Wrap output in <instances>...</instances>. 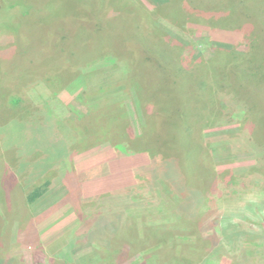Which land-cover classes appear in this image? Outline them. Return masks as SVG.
<instances>
[{
	"label": "rangeland",
	"instance_id": "1",
	"mask_svg": "<svg viewBox=\"0 0 264 264\" xmlns=\"http://www.w3.org/2000/svg\"><path fill=\"white\" fill-rule=\"evenodd\" d=\"M58 1L68 9L61 10L68 13L64 14L63 20L68 17L71 19L73 15L69 14L70 11H90L87 7L91 4L89 0ZM55 3L52 0H0V88L5 89L3 93L6 92L9 96L23 97L27 101L25 103L20 100V105H13V116L15 113V117L23 118L31 114V105L38 104L34 97L43 94L42 100L45 99L56 119L63 126L74 127V121L81 120L85 113H96V103L92 101V111H87L84 103L91 100L93 95H98V91L104 90L111 100L116 98L118 101L120 111L114 112V116L121 119V127L122 124L128 127V142L125 143L128 147L122 153L114 150L110 142L98 145L86 143L83 147L73 149L68 147L63 155L68 157L67 167L69 165L72 175L67 170L64 175L62 172L60 181L31 206L29 214L19 216L15 223L8 219L12 223L6 232L7 215L0 214L1 234L7 233L3 248L0 249V264H134L141 259L142 251L149 253L148 264L156 263L154 258H158V255L155 254L151 259L156 239L152 243L149 241L152 245L148 246H153L149 252L147 245L129 246V233L131 229H136L139 234L148 235L173 224L176 225V230L179 229L180 216L176 210V199H150L144 192L133 194L131 201L128 200L129 197L104 201L90 199L93 195L131 185L134 180L133 170L150 162L148 154L140 150L142 146L137 147L132 141L141 133L143 125H150L152 141L155 133L163 129L165 114L162 113V106L165 105L166 108L167 101L164 96L158 95L156 86L158 78L164 76L162 70L156 67L163 64L178 77L179 82L180 78H188L189 81L181 82L185 92L190 90L187 89L190 86L194 92L201 89V81L205 84V92L196 95L198 102H191L188 109L193 116L191 119L189 114V119L192 123L195 122L193 139L201 141L197 162L207 169L210 184L215 182L216 190L222 191L221 198H212L210 219L217 218L221 226L228 223L242 225L262 235L264 15H259V10L263 8L261 11L264 13V0H245L242 7L233 6L232 0H105L99 8L92 5L101 12L107 9L112 17L110 21H105L116 26L113 29L116 32L107 41V46L113 51L107 58L113 63L102 65L104 67L110 64L111 68L107 72L98 71L99 74L92 80L82 78L80 83L63 85V90L57 96L50 86L39 80L59 71L69 70L73 73L78 69V61L67 66V56L61 59L42 56L39 60L33 53L43 42H17V37L23 31H34L35 35L38 25L42 28L48 24L42 18L56 15L55 12L60 9ZM111 3L115 11L111 9ZM231 6L233 8L229 10L227 7ZM102 7L104 8L101 9ZM112 13H116L115 16ZM113 16L118 19L114 20ZM137 17L150 29L146 28V31L143 27H138ZM30 22L36 24L30 29H24ZM127 22L130 25L129 31L125 29ZM146 34H150L153 40H145ZM47 37L48 35L46 39ZM44 45L46 52H52V47L47 48L48 42L44 41ZM82 46L72 45L73 56ZM90 53L93 54V51ZM94 56H86V62H89L87 68L92 62L102 60L101 56L99 59ZM148 59L146 65L150 66L143 69V76L153 83L154 90L144 103H139L132 87L133 82H130V68L133 65L138 67ZM122 61L128 64L127 73H122L113 66ZM80 73L77 74L78 77H81ZM249 76L252 77L247 78ZM139 79L144 81L140 77ZM101 87L103 89L98 90ZM77 96H80L79 100H76ZM28 101L31 102L30 105ZM10 122L13 124H4L1 130L0 169L5 166V156L11 153L10 145L13 140L19 144L17 147L21 155L34 149L36 144L38 147L40 145V140L34 137L27 143L28 135L19 126L23 122ZM245 135H248L253 145L246 147L238 143ZM44 144L48 146V152H45L47 159L39 162L41 153L33 156V161L37 159L38 167L59 165L58 160L61 165L65 164V160L57 159L49 149V142ZM250 147L256 151L250 150ZM16 153L12 158L16 157ZM7 163L9 164L8 160ZM238 168L243 171L234 172ZM58 170L59 166H55L40 179L35 178L34 183L38 184L44 178L56 179ZM63 177H66L65 181ZM29 181L26 182L27 185L24 184L27 188L24 192L33 188V185H28ZM232 181L236 183L230 184ZM233 185L237 188L231 189ZM7 186L8 195L12 191L11 186ZM208 187L205 186L206 189ZM10 203L5 208H8L7 214L12 217L15 208L11 209ZM117 207L121 208L116 210ZM107 211H110L108 219L115 218L118 222V235L110 242L113 246L124 243V248L117 257H108L111 248L104 246L100 239L96 238L93 244L86 241V235L81 230V224L91 214ZM23 216L26 217L22 219ZM209 222L208 220L204 225L197 226L196 230L208 237L212 232V228H207ZM246 245L250 246L249 243ZM216 264H232V260L220 256ZM245 264H264V257L252 258L245 261Z\"/></svg>",
	"mask_w": 264,
	"mask_h": 264
},
{
	"label": "trees",
	"instance_id": "2",
	"mask_svg": "<svg viewBox=\"0 0 264 264\" xmlns=\"http://www.w3.org/2000/svg\"><path fill=\"white\" fill-rule=\"evenodd\" d=\"M52 1L56 2L55 5L60 9L55 12L56 15H48L47 18H42L45 22L48 21V24L46 23V26L42 28L38 25L35 35H33L34 31H23L20 33L21 35L17 37V42L22 41L26 43V41L29 42L31 40L43 42L42 44L40 43L41 45L37 46L33 53V56L35 55L39 60L42 56L47 59L54 57L61 59L63 56H67V66L78 61V69L73 73L69 70L66 72L59 71L52 76H44L43 80L39 78L41 79L39 81L50 86V89H52L57 96L59 92L63 90V85L80 83L82 78L92 80L94 76L99 74L102 70L103 72H107V70L111 68L110 64L104 67L102 65L105 63H113L110 61V58H107V56L113 53L110 46H107V41L109 38L111 39L116 32L113 31V29H116V26L113 25L112 22L108 23L112 16H110V12L107 9L104 10V7H102V12L98 11L99 5L103 4L105 0H89L91 4L87 5V7L90 11H70L69 14L73 16H71V19H68V17L64 20V14H68L66 12L68 9L60 1ZM109 1L113 2V0ZM244 2L245 0H232L233 6L237 7H239V5L242 7ZM92 5L98 8H93ZM233 6L227 8L230 10ZM110 7L111 9L113 8L112 3ZM246 7L247 6H245V8ZM261 9L259 10V15L263 16L264 13ZM61 10L66 11L62 12ZM112 10L115 11V9ZM113 14L114 13H112V15ZM114 16V20H117L118 18ZM105 20L108 21L106 22ZM139 20L140 19L137 17L136 23L138 27H143L146 31L150 29L145 22ZM35 24V22H33V24L30 22L24 29H30L32 25ZM129 26V22L125 23V29H127V31H129ZM46 35H48V40L46 39ZM147 39L153 40V37H151L150 34H146L145 40ZM44 41L48 42L47 48L52 47L50 48L52 52L45 51L46 45H44ZM73 44L83 45L74 56L72 54ZM91 50L93 54L90 53ZM89 55H95L94 57L96 59H99L101 56L100 58L102 60H98L95 63L92 62V65L87 68L89 62H86V56ZM147 62H149V59L139 64L138 67L133 65L130 68V82H133L132 87L136 96H138L139 103H144L149 93L154 90L153 83L143 76V69L150 66L149 64L146 65ZM150 63L152 62L150 61ZM113 66L122 73H127L128 71V64L123 61ZM156 68L161 69V73H164V76L158 78L156 86L157 91H159L158 95L164 96L165 101H167V107L164 108L165 105L164 107L162 106V113L165 114L162 124H165L163 125L162 131L158 130V132L155 133L153 141L151 139V131H149L151 129L149 127L150 125L148 126L147 124L142 126L141 133L138 137L135 138L133 136L134 140L132 141L135 146H142L140 150L148 154L150 162L138 166L133 170L134 180L131 185L124 186L113 192L93 195L90 200L104 201L112 198L116 200L123 197H129L128 200H130L133 194L143 192L147 193L150 199L160 198L161 200H166V198L168 199L169 197L171 199H176V210L180 216V219H178L180 225L179 229L176 230V225L173 224L165 229L151 232L148 235H146L147 233L139 234V231L136 229H131L129 233V246L134 244L148 246L150 242L152 243L156 239V245L152 252L153 256H151L153 260V257L158 255V258H154L156 259L155 264H216L220 256L229 258L232 260V264H245V261L252 258H263L264 233L259 235L257 232L242 227V225H233L231 223L221 226L217 218H214V220L210 219V209L213 204L212 198L213 196L221 198L222 191L216 190L215 182L210 184L211 178L207 169H205V167L202 168L201 164L197 162V154L201 151V141H195L193 139L196 128H194L195 126L193 125L195 122L192 123L189 119L190 109H188L191 102H198L196 95L199 96L203 93L202 91L205 92L204 82H199L202 88L196 89V92L192 90V86L188 87L187 89L190 90L185 92L181 82H185L188 78H180L181 82H179L178 77L167 68V65L163 64L161 67L158 66ZM83 69L84 71H82ZM98 71L99 73H97ZM79 72H81V77L77 76ZM138 75L144 80L143 82L139 79ZM250 77L252 76L247 78ZM101 89L103 88L101 87L98 90ZM4 91L6 90L0 88V136L3 126L13 124L10 121L14 120L23 122V124L19 126H22L21 131L23 132V129H25L24 132L28 135L27 143H29L31 137L40 140L39 147L36 144L34 149L31 148V150H27L25 153H22V155L17 147L19 144L13 140L10 145L11 153L5 156V166L0 169V214L7 215L6 232L12 221L15 223L18 221L19 216L29 214L31 206L41 200L45 194L60 181L62 172L64 175V172L67 170L70 172V175L73 174L69 165L67 167L68 157L66 158V156L63 155L68 147L73 149L74 147H83V144L86 143L98 145L99 143L110 142L114 150L122 153V150L128 147L125 143L128 142L126 138L129 136V131L127 129L128 127L126 128L123 124L121 127V119L118 120V118L114 116V112L120 111L117 105L118 101L115 100L116 98H113L114 101L111 100L107 96V93H104V90L98 91V95L95 94L97 96L93 95L91 100L84 103L85 108H88L87 111L93 110L92 101L96 103V113L94 115H90L91 112L89 114L85 113L81 120L74 121V127H68L65 126V124L63 126L56 119L48 108L45 99H43L44 101L42 100L43 94L40 95V97H34L36 101H38V104L35 106L31 105V114L23 118L15 117V113L13 116L11 112L13 105H20V100L25 103L27 101H25L23 97L9 96L8 93H3ZM79 99L80 96H77L76 100ZM28 103L29 105L31 104L30 101H28ZM222 115H224V113ZM192 118L193 116L191 119ZM196 121H198V119ZM11 135H13V133H11ZM23 136H25L24 133ZM45 142L47 144L48 142L50 143L51 147L49 146V149H51L57 159L60 158V160H65V164L61 165V162L58 160L59 165H50V167L37 166V159L33 161V156L41 153L39 162L41 159H47V154H45V152H48V146L44 144ZM238 143L241 145L244 144L246 147L251 144L253 145L248 135H245L242 139L240 138ZM149 145H151V147ZM43 147H46V149ZM16 150H18L17 153ZM250 150L253 151L254 149L250 147ZM15 153L16 157L12 158V155ZM62 156L65 158H62ZM119 156H122V154H119ZM55 166H59L56 179L51 180V178H44L39 180L38 184L34 183L35 178L40 179ZM236 171L240 172L243 171V169L238 168L234 170V172ZM25 173H27V175H25ZM64 178L66 177H63V180ZM28 180H30L28 185H33V188H31L29 192H24V190H27L24 184L28 182ZM234 183L236 182H230V184ZM7 185L11 186L10 189L12 191L11 194L9 191L8 195ZM205 186L209 187L206 189ZM235 188H237V186L233 185L231 189ZM9 203L11 204V209L15 208V213L13 212L14 216L12 217L8 215V208H5L9 206ZM121 207H117L116 210ZM114 210L112 212H114ZM109 213L110 211L91 214L85 223L81 224V230H83V235H86V241L88 240L93 244L96 238L100 239L104 246L111 248L108 257L111 255L117 257V254L121 253V249L124 248V243L121 242L120 245L113 246L110 242L114 236L116 237L118 235L116 230L118 228V222L115 218L108 219ZM25 217L26 216H23L22 219ZM8 219L12 221L10 222ZM208 220L210 222L207 228H212V232L207 237L196 230V227H200V225L203 223L205 224ZM203 230H205L204 226ZM0 236L1 249L6 241L5 236H7V233L1 234L0 230ZM246 243H249L250 246L246 245ZM112 247L115 248L112 249ZM152 248L149 247V252L152 251ZM140 253H142L141 259L134 264H148L149 259L147 256L149 253L147 254V252L144 251ZM145 254L147 255L145 256Z\"/></svg>",
	"mask_w": 264,
	"mask_h": 264
}]
</instances>
